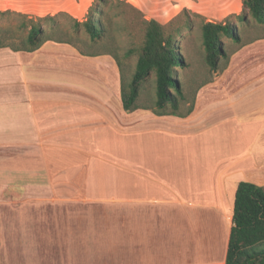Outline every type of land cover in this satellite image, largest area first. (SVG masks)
Returning <instances> with one entry per match:
<instances>
[{"label":"crops","instance_id":"obj_1","mask_svg":"<svg viewBox=\"0 0 264 264\" xmlns=\"http://www.w3.org/2000/svg\"><path fill=\"white\" fill-rule=\"evenodd\" d=\"M6 1L77 21L92 2ZM126 1L161 24L198 10L191 0ZM230 71L229 85L200 86L184 117L126 112L110 54L54 40L1 47L0 219L8 236L32 238L24 264H111L112 237L117 264H224L237 184L264 186V38L234 52Z\"/></svg>","mask_w":264,"mask_h":264},{"label":"trees","instance_id":"obj_2","mask_svg":"<svg viewBox=\"0 0 264 264\" xmlns=\"http://www.w3.org/2000/svg\"><path fill=\"white\" fill-rule=\"evenodd\" d=\"M120 2L126 3L123 0H118L117 3ZM107 4L109 0H93L82 21L72 20L74 29L81 27L91 41H98L106 30L102 22V16L105 14L102 6ZM182 12L188 15L186 9ZM17 14L26 19L23 22V26L27 27L26 35L19 39L18 44L13 45L6 42L7 39L0 33V48L33 51L46 40L73 44L68 38L53 37V33H62L59 25L51 24L50 30L46 31L42 24L43 20L54 21L61 12L37 18H27L25 14ZM199 17L203 60L213 72L222 71L228 63V52L223 37L232 40L238 48L244 44L241 43L237 26L232 18L239 22L252 19L262 25L263 33L258 38H264V0H241V10L238 13L228 14L220 21H209L202 16ZM140 22L143 24L141 43L135 48H128L124 53L125 56L136 55L134 68L127 82L123 77L122 63L117 53L112 50L103 51L110 54L119 67L122 107L126 112L145 108L156 115L184 117L192 111L194 99L188 103L184 111L180 110L181 102L185 99L177 78V68L184 65L177 41L180 31L167 29L164 24L152 18H142ZM151 73L154 74L155 99L151 106H142L138 102L140 86ZM232 211V226L224 264H264V186L240 181L235 189Z\"/></svg>","mask_w":264,"mask_h":264},{"label":"rangeland","instance_id":"obj_3","mask_svg":"<svg viewBox=\"0 0 264 264\" xmlns=\"http://www.w3.org/2000/svg\"><path fill=\"white\" fill-rule=\"evenodd\" d=\"M191 1L195 2V5L197 4L198 10L184 7L183 9L188 11V15L182 12L183 9H181L176 15L163 23L167 29H178L180 31V34L177 36V41L184 59V65L177 68V78L180 81L185 97L180 105L181 111H184L188 103L194 99L200 86L211 82L217 85H229L232 79L230 71V59L232 54L241 49L244 45L251 43V41L258 38L263 33L262 25L255 23L252 19H249L247 22H239L232 18V21L237 26L241 43L244 44L238 48L232 40L223 37L225 48L228 52L227 66L222 71H210L203 60L204 53L200 38L201 18L199 16L204 17L205 20H223L228 14L238 13L241 10V0H238L236 4L235 0ZM4 2L7 1L0 0V33H2L1 35H3V37L5 36V39H7L6 42L15 45L18 44L19 39L24 38L26 35L27 27L23 26V22H25L26 19L17 14L24 13L20 11L17 12L11 9V7L9 8V6L3 7ZM10 2L14 3L15 0H10ZM117 2L118 0H109V4L102 6L105 11V14L102 16V22L106 30L98 41H91L81 27L77 30L74 29L72 26L73 18L64 12L58 14L54 18V21L43 20L42 24L46 31L50 30L49 27L51 24L59 25L62 28V33H53V37L68 38L81 52L96 53L112 50L117 53L122 63L123 77L125 82H127L133 71L136 55L132 54L125 56L124 53L128 48H135L141 43L143 24L140 21L142 18H145V16L137 7L126 0H124L126 3ZM115 3H117V6ZM194 14H198L199 16ZM25 16L27 18L30 17L27 14H25ZM31 18L37 17L32 16ZM83 19L84 17L82 20ZM154 99V74L151 73L140 86L138 102L142 106H151ZM223 127L226 128V125ZM62 207L68 208L63 209L64 213L87 211L86 206ZM44 208L49 213L52 207L44 206ZM69 208H74L75 210ZM94 208L96 212L102 211L98 206ZM4 212L6 211L4 210ZM1 224L4 225V227L0 228V264H24L26 256L23 244L27 243V240L32 238H27L21 233L18 236H8L7 230L9 228L6 219H0V225ZM48 239L54 240L56 238L50 237ZM61 239L65 240L66 238ZM49 244L56 250L52 243ZM38 253H40L37 254L39 258L42 256V259L52 262L59 261L60 256L63 255L58 252V254H54V252L41 254V250H38ZM110 261L111 264H117L118 262V246L117 238L115 237H112Z\"/></svg>","mask_w":264,"mask_h":264}]
</instances>
